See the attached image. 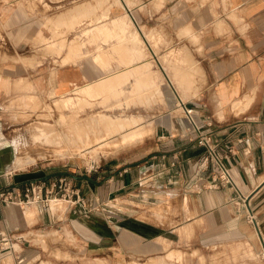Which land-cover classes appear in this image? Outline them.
<instances>
[{
  "label": "crops",
  "instance_id": "1",
  "mask_svg": "<svg viewBox=\"0 0 264 264\" xmlns=\"http://www.w3.org/2000/svg\"><path fill=\"white\" fill-rule=\"evenodd\" d=\"M136 1L133 7L123 3L121 16L109 20L110 28L104 29L126 35L128 54L135 46L129 63L138 72L148 66L146 43L183 47V82L174 83L167 77L177 101L175 108H180L156 117L147 136L92 174L73 177L72 184L80 194L89 191L92 205L107 204L118 196L130 198L142 207L145 219L153 222L165 218L146 209L169 205V227L160 231L147 220L139 221L136 228L120 224L117 232L109 225L103 232L88 226L79 230L86 251L104 249L112 260H128L133 253L151 258L155 245L161 249L160 242L183 238L185 251L189 247L192 251L193 244L201 252L211 245H248V251L257 255L249 264H262L257 260L264 250V0ZM46 5L48 0H0V103L20 95L45 94L50 87L53 96L61 99L73 89L92 87L97 79L96 65L80 61L76 52L63 49L56 56L57 64L45 55L53 29L66 28L63 20H50ZM73 33L68 34L67 42ZM89 43L85 50L95 56L96 43L91 38ZM151 56L159 63L154 51ZM119 76L107 84L111 92L125 79V72ZM94 89L91 91L99 92ZM201 136L225 159L238 191L217 180L207 147L199 143ZM5 140L0 133V189L22 190L34 180L44 181L48 188L63 176L46 171L37 177L16 174L27 168L14 169L15 151L10 152ZM57 201H52V209ZM51 208H39L38 224L33 225L27 217L31 211L0 203V235L20 243L25 259L31 258L42 248L30 239L58 221ZM77 214H83L79 206L68 212L71 217ZM83 215L87 219L93 216L92 212ZM114 240L115 248L110 247ZM1 251L0 243V255ZM6 262L11 264L12 257Z\"/></svg>",
  "mask_w": 264,
  "mask_h": 264
},
{
  "label": "rangeland",
  "instance_id": "2",
  "mask_svg": "<svg viewBox=\"0 0 264 264\" xmlns=\"http://www.w3.org/2000/svg\"><path fill=\"white\" fill-rule=\"evenodd\" d=\"M38 1L44 3V0ZM57 1L48 0L46 9L50 20H63L66 28L64 31L60 28L53 29L50 41H46L48 47L45 55L52 58L50 61L57 64L56 56L67 48L68 53L76 52L80 61H91L96 65L97 79L91 82L92 88L120 77L124 72L125 79H122L116 91L111 92L107 88L101 90L98 95L96 91L92 93L91 90L89 92L79 88L60 99L53 96L50 87L45 94L20 95L2 101L0 133L6 139L2 142L10 144V152L15 151L14 165L16 158L26 164L27 169L17 171L16 174L29 173L37 177L46 171L49 175L62 173L61 177L72 180L73 177L92 174L112 156L119 155L138 142L135 138L125 142L123 136L126 133V136H129L138 129L143 136H147L151 122L156 117L174 114L175 109L180 108H175L177 101L168 86L167 77L174 83L183 82L184 50L179 44L146 43L143 49L148 66L144 65V70L138 72L137 66L129 63L135 46L129 49L128 54L126 35L104 30L110 25L109 20L121 16L123 3L133 7L137 4L136 0H66L63 3ZM74 25L75 27H72ZM91 29L93 30L90 33ZM73 31V37L67 42L68 34ZM90 38L96 43L95 56H89L85 50L90 44ZM152 51L159 63L152 60ZM127 56L130 58H126ZM120 124L124 127L120 128ZM14 169L19 170L17 167ZM71 186L72 190H75L72 183ZM88 192L86 189L83 194L78 193L80 201L75 203L68 198L59 199V195H53L50 200L57 199L56 206L52 209L50 201L46 210L51 208L57 215V223L47 225L30 239L34 246L42 249L33 253L31 258L25 259L24 248L20 243L14 242L16 254L3 249L0 264H7L9 256L12 257L11 264H249V261L257 259L256 253L249 252L248 245L242 244L211 245L204 252L200 251L198 245L193 244L192 251L191 247L185 251L184 239L174 236L172 240L177 239L174 242H160L161 249L159 245H155L156 248L152 246L154 252L151 253L154 255L150 256L151 258H140V254L133 253L128 260H112L105 254L104 249L87 253L86 240L79 233L83 228L94 226L103 232L106 225H109L117 232L120 230V224L136 228L139 221L147 220L143 216L142 207L130 198L118 196L107 204L92 205L88 203ZM76 206H79L83 214L92 212L91 219H87L83 214H77L75 217L68 215L69 210ZM19 207L22 211H31L27 217L33 225L38 224V205ZM146 210L165 218L160 222L147 220L157 225V230L168 229L167 220L171 213L169 205ZM137 212L141 214L138 215ZM175 232L178 234L177 230ZM112 246L116 247L115 240L113 245H110ZM168 252L170 256L167 255ZM19 253L22 255L18 257ZM258 254L257 261L264 264V250L261 249Z\"/></svg>",
  "mask_w": 264,
  "mask_h": 264
},
{
  "label": "built area",
  "instance_id": "3",
  "mask_svg": "<svg viewBox=\"0 0 264 264\" xmlns=\"http://www.w3.org/2000/svg\"><path fill=\"white\" fill-rule=\"evenodd\" d=\"M187 118L193 123L190 112L185 110ZM194 125V130L198 132V128ZM199 143L207 147L208 154L213 162V165L217 169L218 177L217 180L223 184L228 185L235 191H238V185L234 181L228 166L226 165L225 159L218 156L215 151V147L211 146L207 139L203 136L199 138ZM216 182V180L214 181ZM72 180H68L66 177H59L54 181L48 188L45 186L44 181H30L23 186L22 190L12 188V189H0V203H9L12 205H19L22 207H28L30 205H38L42 211H46L49 207V202L52 201L50 198L53 195L58 196L59 199H69L72 200L74 196L75 199L72 200L73 203L79 202L78 192L72 190L71 186ZM68 200V202H70ZM54 201V200H53ZM57 201V199L55 200ZM250 222H253V218L249 217ZM14 239L8 235H0V243L2 244L4 250L15 252Z\"/></svg>",
  "mask_w": 264,
  "mask_h": 264
},
{
  "label": "bare ground",
  "instance_id": "4",
  "mask_svg": "<svg viewBox=\"0 0 264 264\" xmlns=\"http://www.w3.org/2000/svg\"><path fill=\"white\" fill-rule=\"evenodd\" d=\"M105 30V29H104ZM119 80V79H118ZM116 82V81H115ZM110 83H112V80H108V81H106L104 84H102V85H99V86H97L96 87V90H98L99 92L101 91V90H103V89H106L107 88V84H110ZM114 86V85H113ZM86 91H89V90H91V89H94V88H92V87H90V86H87V87H85L84 88ZM74 90V89H73ZM95 90V89H94ZM75 91V90H74ZM90 92V91H89ZM98 92V93H99ZM93 93V92H92ZM92 93H90V94H92ZM88 94V93H87ZM86 95V94H85ZM138 125H136V127H137ZM119 127L120 128H123L124 126H123V124H120L119 125ZM128 131V130H127ZM126 133V132H125ZM133 133V132H132ZM123 134V133H122ZM121 134V135H122ZM127 134V133H126ZM126 134L123 136L124 137V141L125 142H127V141H130L132 138H135L136 140H138L139 138H141L142 136H143V134L141 133V130H136L135 131V133L134 134H132V135H129V136H126ZM120 136V135H119ZM105 139V138H104ZM120 143V142H119ZM101 144V143H100ZM116 145V144H115ZM28 160V159H27ZM26 160V161H27ZM21 166V167H20ZM25 166H26V164L25 163H23V162H21L20 160L18 161L17 160V158H16V163H15V165L13 166V167H17V169H19V170H22V169H24L25 168Z\"/></svg>",
  "mask_w": 264,
  "mask_h": 264
}]
</instances>
